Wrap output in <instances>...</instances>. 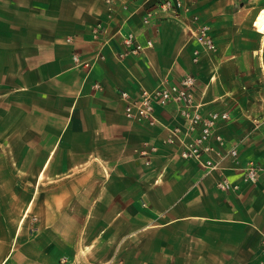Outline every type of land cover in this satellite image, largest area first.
Listing matches in <instances>:
<instances>
[{
  "label": "crops",
  "instance_id": "1",
  "mask_svg": "<svg viewBox=\"0 0 264 264\" xmlns=\"http://www.w3.org/2000/svg\"><path fill=\"white\" fill-rule=\"evenodd\" d=\"M162 1L0 0V264H264V171L236 169L264 167V0ZM199 23L216 49L193 62ZM120 32L152 47L125 54ZM186 74L203 112L229 113L209 143L236 163L208 170L163 144L186 128L175 104L154 126L124 116L121 91Z\"/></svg>",
  "mask_w": 264,
  "mask_h": 264
},
{
  "label": "built area",
  "instance_id": "2",
  "mask_svg": "<svg viewBox=\"0 0 264 264\" xmlns=\"http://www.w3.org/2000/svg\"><path fill=\"white\" fill-rule=\"evenodd\" d=\"M164 11H188L180 1H162L160 3ZM194 21H198L197 16H193ZM122 44L126 47L125 54H139L145 48H151L152 43L147 41L143 46L135 41L132 33H121ZM194 39L198 44L192 53V61L197 62L201 51L213 52L216 49V43L210 33V27L207 24L199 23L193 33ZM73 61L87 67L89 62L80 61L77 54H73ZM196 77L192 74L182 76L176 82L167 83L158 88H143L137 95L132 96L126 91L119 93L120 99L124 102L123 113L126 119L149 126L158 124V118L155 114L156 107H165L169 104H175L178 108L180 117L186 123L185 130L176 126L171 128L168 136L163 139V144L168 146L178 145L179 156L185 160L196 161L198 164L208 170H220L222 161L230 159L236 163L238 158L237 149L232 146L228 150L221 152L218 148L212 146L209 141L213 140L219 147L223 146L224 138L217 131L219 122H225L230 119L226 111L212 110L203 112L201 105L196 103L193 96V90L196 86ZM94 89H99V84H94ZM195 133L188 140L184 138ZM156 152L155 146H146L140 151V156L145 159V164L149 165L152 155ZM243 173V181L254 183L259 174L264 171V167L253 161L244 166L236 167ZM216 187L220 191L228 192L237 189L236 185L231 184L227 179L217 182ZM262 250H264V233L261 239Z\"/></svg>",
  "mask_w": 264,
  "mask_h": 264
},
{
  "label": "rangeland",
  "instance_id": "3",
  "mask_svg": "<svg viewBox=\"0 0 264 264\" xmlns=\"http://www.w3.org/2000/svg\"><path fill=\"white\" fill-rule=\"evenodd\" d=\"M73 56V55H72Z\"/></svg>",
  "mask_w": 264,
  "mask_h": 264
}]
</instances>
